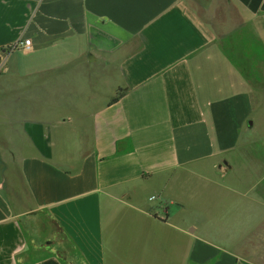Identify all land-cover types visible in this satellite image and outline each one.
I'll list each match as a JSON object with an SVG mask.
<instances>
[{"label": "crops", "instance_id": "obj_1", "mask_svg": "<svg viewBox=\"0 0 264 264\" xmlns=\"http://www.w3.org/2000/svg\"><path fill=\"white\" fill-rule=\"evenodd\" d=\"M76 263L264 264V0H0V264Z\"/></svg>", "mask_w": 264, "mask_h": 264}, {"label": "rangeland", "instance_id": "obj_2", "mask_svg": "<svg viewBox=\"0 0 264 264\" xmlns=\"http://www.w3.org/2000/svg\"><path fill=\"white\" fill-rule=\"evenodd\" d=\"M257 155L258 154H256V156ZM39 246H40L39 247L40 250L37 249L35 251L34 250L30 251V255L28 256L27 259H29V260H36V259L41 258L42 256H46L48 254L47 253L48 251L46 250L47 247L45 245V239L42 238V241H40ZM76 264H79V263H76Z\"/></svg>", "mask_w": 264, "mask_h": 264}, {"label": "built area", "instance_id": "obj_3", "mask_svg": "<svg viewBox=\"0 0 264 264\" xmlns=\"http://www.w3.org/2000/svg\"><path fill=\"white\" fill-rule=\"evenodd\" d=\"M14 48L22 51H29L31 49L30 41L23 40L20 43H17ZM151 199H154V197H151Z\"/></svg>", "mask_w": 264, "mask_h": 264}, {"label": "trees", "instance_id": "obj_4", "mask_svg": "<svg viewBox=\"0 0 264 264\" xmlns=\"http://www.w3.org/2000/svg\"><path fill=\"white\" fill-rule=\"evenodd\" d=\"M118 97H116L113 101L117 100Z\"/></svg>", "mask_w": 264, "mask_h": 264}]
</instances>
